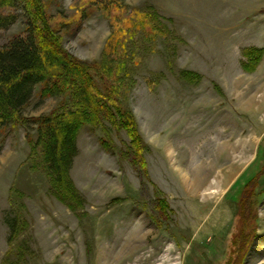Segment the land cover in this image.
Segmentation results:
<instances>
[{
  "label": "rangeland",
  "instance_id": "1",
  "mask_svg": "<svg viewBox=\"0 0 264 264\" xmlns=\"http://www.w3.org/2000/svg\"><path fill=\"white\" fill-rule=\"evenodd\" d=\"M85 1L46 6L62 48L89 65L101 63L117 23L157 13L127 37L124 60L110 57L144 164L133 163L123 129L85 125L69 172L76 202H63L31 169L35 126L3 129L0 264H264V54L255 68L243 55L264 49V0H120L127 9L112 14ZM19 13L0 45L24 31ZM38 92L24 117L61 100Z\"/></svg>",
  "mask_w": 264,
  "mask_h": 264
},
{
  "label": "trees",
  "instance_id": "2",
  "mask_svg": "<svg viewBox=\"0 0 264 264\" xmlns=\"http://www.w3.org/2000/svg\"><path fill=\"white\" fill-rule=\"evenodd\" d=\"M91 6L109 14L127 9L120 0H86L82 9ZM147 9L157 16L153 8ZM19 10L26 20L24 31L0 45V132L9 126H35V139L26 133L31 169L44 171L56 198L74 203L77 192L69 172L77 154V134L83 126L95 127L104 120L123 129L130 146L135 147L133 163L144 164L141 136L132 115L122 107L116 85L118 72L112 68L110 57L116 52L124 60L127 37L135 34L138 27L143 29L145 23L155 21V16L150 13L140 20L141 24L128 19L117 23L107 42V53L103 52L96 66L76 59L62 48L59 24L47 14L46 0H0V32L19 20ZM263 54L264 50L257 48L243 52L254 68ZM253 67L247 63L243 68L252 72ZM117 68L122 71V67ZM37 86L40 102L48 98L61 100L49 114L26 118L24 109Z\"/></svg>",
  "mask_w": 264,
  "mask_h": 264
},
{
  "label": "crops",
  "instance_id": "3",
  "mask_svg": "<svg viewBox=\"0 0 264 264\" xmlns=\"http://www.w3.org/2000/svg\"><path fill=\"white\" fill-rule=\"evenodd\" d=\"M257 49H263V47L257 46ZM223 132H224V130H223ZM219 142L220 143H218V145H216L215 148L213 149V151H212L213 155L212 156H213V158H215L219 162V165H221L222 159L226 158V153H225L226 151L224 149V152L222 153V143H221L222 140Z\"/></svg>",
  "mask_w": 264,
  "mask_h": 264
}]
</instances>
